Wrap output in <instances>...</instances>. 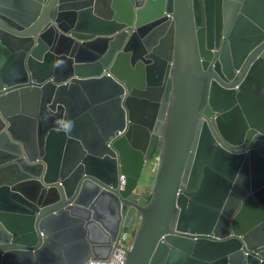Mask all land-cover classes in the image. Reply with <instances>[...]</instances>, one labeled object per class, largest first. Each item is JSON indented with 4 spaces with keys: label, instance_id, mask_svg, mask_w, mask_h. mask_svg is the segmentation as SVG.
Here are the masks:
<instances>
[{
    "label": "water",
    "instance_id": "obj_1",
    "mask_svg": "<svg viewBox=\"0 0 264 264\" xmlns=\"http://www.w3.org/2000/svg\"><path fill=\"white\" fill-rule=\"evenodd\" d=\"M124 229V264H264V0H0V264Z\"/></svg>",
    "mask_w": 264,
    "mask_h": 264
},
{
    "label": "built area",
    "instance_id": "obj_2",
    "mask_svg": "<svg viewBox=\"0 0 264 264\" xmlns=\"http://www.w3.org/2000/svg\"><path fill=\"white\" fill-rule=\"evenodd\" d=\"M124 185L123 177L119 178L118 189ZM133 231L124 229L115 240V247L110 256L105 260H88L83 264H124L125 250L130 248Z\"/></svg>",
    "mask_w": 264,
    "mask_h": 264
},
{
    "label": "rangeland",
    "instance_id": "obj_3",
    "mask_svg": "<svg viewBox=\"0 0 264 264\" xmlns=\"http://www.w3.org/2000/svg\"><path fill=\"white\" fill-rule=\"evenodd\" d=\"M155 165V164H154ZM152 172H153V170H152ZM151 179H152V174L149 176V178H148V180H147V183H145L146 185H147V190H148V188H149V185L151 184ZM144 184V183H143Z\"/></svg>",
    "mask_w": 264,
    "mask_h": 264
},
{
    "label": "crops",
    "instance_id": "obj_4",
    "mask_svg": "<svg viewBox=\"0 0 264 264\" xmlns=\"http://www.w3.org/2000/svg\"><path fill=\"white\" fill-rule=\"evenodd\" d=\"M138 191H139V193H141V194L144 193V187H143V186H139V190H138Z\"/></svg>",
    "mask_w": 264,
    "mask_h": 264
}]
</instances>
